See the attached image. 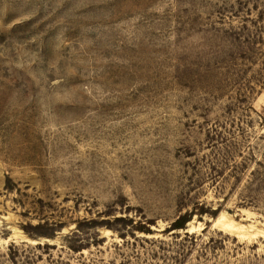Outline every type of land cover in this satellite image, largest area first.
Instances as JSON below:
<instances>
[{"label": "rangeland", "instance_id": "374dc122", "mask_svg": "<svg viewBox=\"0 0 264 264\" xmlns=\"http://www.w3.org/2000/svg\"><path fill=\"white\" fill-rule=\"evenodd\" d=\"M0 264H264V0H0Z\"/></svg>", "mask_w": 264, "mask_h": 264}, {"label": "trees", "instance_id": "16d2710c", "mask_svg": "<svg viewBox=\"0 0 264 264\" xmlns=\"http://www.w3.org/2000/svg\"><path fill=\"white\" fill-rule=\"evenodd\" d=\"M115 221H117V222H121V221H122V219H116ZM173 227H175V228H179L178 224H174V226H173Z\"/></svg>", "mask_w": 264, "mask_h": 264}]
</instances>
